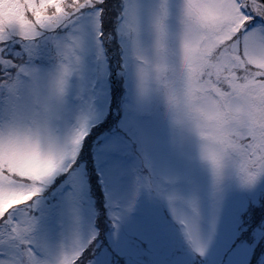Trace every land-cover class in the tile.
Instances as JSON below:
<instances>
[{
  "label": "snow or ice",
  "instance_id": "obj_1",
  "mask_svg": "<svg viewBox=\"0 0 264 264\" xmlns=\"http://www.w3.org/2000/svg\"><path fill=\"white\" fill-rule=\"evenodd\" d=\"M0 264H264V0H0Z\"/></svg>",
  "mask_w": 264,
  "mask_h": 264
}]
</instances>
